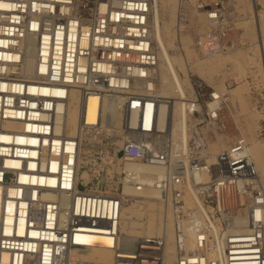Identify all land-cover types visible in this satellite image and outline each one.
<instances>
[{
    "label": "built area",
    "instance_id": "1",
    "mask_svg": "<svg viewBox=\"0 0 264 264\" xmlns=\"http://www.w3.org/2000/svg\"><path fill=\"white\" fill-rule=\"evenodd\" d=\"M153 9L154 0H0V264L4 255L7 264H165L163 235L130 253L119 247L123 205L147 188L172 212L178 264H264V186L249 145L234 142L206 163L196 117L223 129L224 97L201 82L176 135L173 103L154 89ZM189 9L209 32L227 11L221 1L181 0L183 17ZM132 164L163 172L150 185ZM187 225L196 231L190 251ZM93 250L113 251V262L88 260Z\"/></svg>",
    "mask_w": 264,
    "mask_h": 264
},
{
    "label": "rangeland",
    "instance_id": "2",
    "mask_svg": "<svg viewBox=\"0 0 264 264\" xmlns=\"http://www.w3.org/2000/svg\"><path fill=\"white\" fill-rule=\"evenodd\" d=\"M213 1H221L226 6L227 11L223 25L220 27L215 26L212 32H209L210 27L208 24L203 26L201 22L199 23L198 14L192 9H189L185 18L181 15L179 8L180 14L178 18L180 23L185 21L184 25L187 26L183 28L187 29L186 33L190 39V49L192 54H194L192 62L198 63L201 60L208 61L207 63L211 62L209 63V68L211 66L212 69H208L207 72H190L192 89L194 82H201L210 89L220 87L223 90L224 106L220 113L223 129L219 130V125H215L217 129L214 132L211 128L212 126H206L207 123L201 122L202 118L199 116L196 117L199 122L195 121L198 123V130L201 132V136L205 137V153L207 157L212 155L211 152H213L215 144L217 148L216 157L219 152L218 149L224 148L222 152L224 153L229 144L240 140L245 141L249 147H251L250 138L261 142L264 146V50L259 46L260 43L258 41V36L261 40H264V33H262V30L264 31V0L256 1V16L254 20L258 22V25L252 28L247 27L244 21L247 20L245 17L254 15L252 13L253 0ZM166 16L163 15V17L167 18ZM180 17L183 18L181 19ZM165 40L170 44L174 42L173 44L176 43L175 45H177V40L175 39L165 38ZM207 40L212 41V51L210 53L203 50L204 43ZM217 60H220V63ZM161 76L164 78L162 84L166 93L164 95L171 99L174 96L179 98L177 104L179 107L185 97L180 96L179 92L172 89L173 80L175 79L163 62L161 63ZM187 99L184 101L186 102ZM177 114L182 126L184 119H181L179 112ZM180 136H182V127H180ZM261 178L264 186L263 175H261ZM133 202L137 205H143V202H138L137 200ZM163 208L166 209L167 207L164 205ZM176 264H178V260Z\"/></svg>",
    "mask_w": 264,
    "mask_h": 264
},
{
    "label": "bare ground",
    "instance_id": "3",
    "mask_svg": "<svg viewBox=\"0 0 264 264\" xmlns=\"http://www.w3.org/2000/svg\"><path fill=\"white\" fill-rule=\"evenodd\" d=\"M256 1L257 0H253L252 3L254 4L252 9L253 10L252 13L254 15L252 14L253 16L251 17L250 16L245 17V19H247L246 21H244L245 25H247V27L249 28L258 25V22H255L254 20L256 16V7H255ZM180 5H181V0H154V9H153L154 15L152 18V22L154 28V39L156 43L155 47L158 55V63L155 69L157 80H156V84L154 85V89L157 91L158 94H160V96L167 99H171L164 95L166 93L164 92L162 87L164 78L161 76V63L163 62L166 68L172 74L173 78L175 79L173 80L172 89L174 91L179 92V94H181L180 96L182 97L184 96L185 99L188 98L187 99L188 101L191 100L190 99L191 93H193L192 92L193 89L190 81V72H207L208 69L211 68V66L209 68V63L211 62L209 61V63H207L208 61L207 62L202 61L201 59H200L201 61H199L198 63L192 62L194 54H192V51L190 49L191 47L189 45L190 39L186 33L187 29L183 28L187 26L184 25L185 24L184 19H183L184 22L181 21L182 23L179 22L180 19L178 20L180 14L179 12ZM196 13L198 14L197 16L199 23L201 22L203 26H207L208 22L206 18L201 13L199 12ZM163 15L164 16L167 15L166 16L167 18L163 17ZM262 33H264L263 30ZM165 38H168L170 40H174V39L177 40V45H175L176 43L173 44L174 42L172 43V41H171L172 44L166 42ZM258 38H259L258 41L260 43L259 46L264 50V40H261L259 36ZM217 61L219 62L220 60ZM214 90L216 91L217 94H222L223 91L222 88L220 87H216ZM178 99L179 98H176L175 96L173 99H171L173 103V110L176 116V125H175V130L177 132L176 135L180 133L178 132L180 131V126H179L180 119L178 118L177 112L180 113L179 116H181V119H184V122H186V125L188 127V122H187L188 112L186 108L188 103L185 102L184 99L183 102H181V105L178 107L177 105ZM97 108H98V99L96 97L89 98V102L86 109L87 123L92 125L97 124L98 121ZM166 109H167L166 106H163L161 108L162 116H164V114L166 113ZM78 122H79L78 94L74 92L72 97V104L69 112V119H68V129L70 133H74L76 131ZM211 128L213 129V131L217 129L216 126H212ZM249 141L251 142V147H249L251 156L256 163L259 173L264 177V146L262 145L261 142L255 139L250 138ZM231 145L232 144L228 145L227 150ZM218 151L219 152L216 157L217 148L215 144L213 146V152H211L212 155L206 158L207 164L209 165L214 164L217 160H220L223 154L226 152L225 151L224 153H222L224 151V148H221L220 150L218 149ZM130 167L140 172L146 173L147 174L146 181L150 185L154 180L153 175H160L163 172L159 168L145 166V165L132 164ZM85 176L86 173L84 172V177ZM203 180L205 181L208 180V175H206V173L203 174ZM1 191L2 188L0 187V192ZM126 191L128 194L132 193L131 189H127ZM186 196H187L186 197L187 204L190 207H196V200L193 194L188 192ZM0 198H1V194H0ZM136 200L138 202L139 201L143 202V205H137L136 203L133 202L134 201L133 200L126 202L122 208L121 220H120V237H119L120 249L122 250V252L130 253V251L135 248L137 242H139L141 239L146 237H156L163 235L165 236L164 262L165 264H176L177 260L179 261L180 249H179V244L177 241L175 229H173L174 227L172 220V212L167 208L166 209L163 208L164 204L159 200L157 191L154 190L153 188L145 189L142 193L139 194ZM0 218H1V210H0ZM195 232L196 231L193 226L191 225L186 226L184 231L185 239L183 242H184V248L187 251L193 250L195 247V241H194ZM86 255H87L86 258L88 260L94 259L102 263H112L114 260V252L111 250H93L87 253ZM7 262H8V255H4L2 264H7Z\"/></svg>",
    "mask_w": 264,
    "mask_h": 264
}]
</instances>
